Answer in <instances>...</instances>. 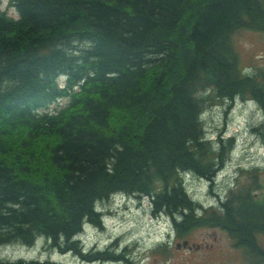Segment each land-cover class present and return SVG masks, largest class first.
Segmentation results:
<instances>
[{
    "label": "trees",
    "instance_id": "obj_1",
    "mask_svg": "<svg viewBox=\"0 0 264 264\" xmlns=\"http://www.w3.org/2000/svg\"><path fill=\"white\" fill-rule=\"evenodd\" d=\"M8 6L14 17L0 12V246L42 236L60 253L89 259L73 236L84 219L99 223L94 202L122 191L148 198L175 236L217 228L264 261V199L253 194L264 190L261 170L240 172L241 185L206 208L180 177L188 171L211 180L233 145V137L216 148L203 140L205 103L250 98L264 115V69L243 75L232 42L239 30L264 33V0ZM62 99L55 114L42 113Z\"/></svg>",
    "mask_w": 264,
    "mask_h": 264
},
{
    "label": "rangeland",
    "instance_id": "obj_2",
    "mask_svg": "<svg viewBox=\"0 0 264 264\" xmlns=\"http://www.w3.org/2000/svg\"><path fill=\"white\" fill-rule=\"evenodd\" d=\"M0 10L15 16L14 11L8 7L7 0H0ZM232 42L242 70L253 73L264 69V33L239 30L232 35ZM65 101L62 99L58 105H63ZM204 108L205 133L211 139L218 142L222 138L223 145H226L225 141L234 137V146L223 170L219 172L220 175L212 181L199 180L194 174L187 176L185 185L190 196L200 204L208 205L212 202L214 204L218 195L223 197L229 187L241 185L244 179L238 165L244 170L256 166L263 168L260 177L264 180V136L261 134L264 132V117L252 101L240 98L212 102ZM255 194V197L264 199V190ZM99 204L100 208L110 207L114 216L104 219L105 230L91 225L83 227L80 233L81 249L85 248L84 252L89 259L84 260L77 256L74 258L71 253L61 254L56 247L52 248L40 240L36 242L39 238L28 248L15 244L2 246L0 257L7 260L39 258L62 264H264V261L247 256L243 250L234 248L226 234L218 229H197L190 236H186L189 243L200 245L198 249H175V243L185 238L175 237L170 230L168 217L152 215L149 199L144 197L128 200L106 199ZM161 242H164L163 252H150ZM260 245L264 249V238H261ZM105 251L117 258L108 261L91 258L96 252Z\"/></svg>",
    "mask_w": 264,
    "mask_h": 264
},
{
    "label": "bare ground",
    "instance_id": "obj_3",
    "mask_svg": "<svg viewBox=\"0 0 264 264\" xmlns=\"http://www.w3.org/2000/svg\"><path fill=\"white\" fill-rule=\"evenodd\" d=\"M14 11V10H13ZM0 12H4V13H6V11L5 10H0ZM6 15L7 16H9V17H14V16H10V15H8L7 13H6ZM234 34V33H233ZM232 34V35H233ZM241 73L244 75H251L252 73H248V72H246V71H244V70H242L241 69ZM57 82L58 83H60L61 82V78L60 77H58L57 78ZM210 94V92L208 91V90H206V91H204L203 93H200L199 95L200 96H207V95H209ZM237 98H240V97H235L234 98V100L235 99H237ZM241 99V98H240ZM241 100H244V101H252L256 106H257V104L253 101V99H250V98H243V99H241ZM61 101V100H60ZM60 101H57L54 105H50L48 108H46V109H43L42 110V113L43 114H47V115H50V116H52L54 113H55V108H56V105L60 102ZM216 101H218V100H216ZM216 101H214L215 103H216ZM212 103V102H211ZM211 103H205L204 105H203V107H202V109H201V111H200V113H199V115H198V121L201 123V128H202V138H203V140H206V141H209V142H212L213 143V147L214 148H216L215 146H216V143L217 142H215V139H211L210 138V136H208V134H206L205 133V127H204V124H203V121H204V119H203V117H204V115H205V105H207V104H211ZM258 107V106H257ZM258 110L261 112V110L258 108ZM262 113V112H261ZM262 115H263V113H262ZM263 117H264V115H263ZM254 130L256 131V129L254 128ZM262 134V133H261ZM230 138H232V137H230ZM234 138V137H233ZM229 139V138H228ZM222 140V138H220L218 141H221ZM221 143H222V145H223V141H221ZM234 146V141H233V145H232V147ZM232 147L228 150V153H227V155H226V157H225V159H224V162H223V164H222V167L216 172V174H215V176H214V178L219 174V172H221L222 170H223V165H225V163L227 162V160H228V158H229V156H230V153H231V149H232ZM220 167V166H219ZM237 168H240L239 169V171H247V170H250V169H252V168H255V167H252V168H249V169H243V167H241V166H237ZM189 174H191V175H189ZM189 175V176H188ZM220 175V174H219ZM187 176L188 177H190V176H193V173H191V172H188V171H185L184 173H181L180 174V177H182V185L184 186V188H185V190H186V193H187V195H189L190 196V194L188 193V191H187V189H186V185H185V183H186V181H187ZM219 177V176H218ZM214 178H212L211 179V181L214 179ZM198 179L199 180H204V181H207L206 179H204V178H200V177H198ZM229 179V178H228ZM224 182V181H223ZM231 182H228V184H230ZM220 185V184H219ZM222 186H224V185H222ZM188 187V186H187ZM234 188V187H233ZM222 189V188H221ZM232 188H228V190L227 191H229V190H231ZM226 191V192H227ZM226 192H225V194H226ZM119 196H120V198L121 199H133V197H136L135 195H132V194H128V193H125V192H122V191H119ZM225 196V195H224ZM223 196V197H224ZM215 197V196H214ZM223 197L222 196H220V195H218V199L217 200H215V203L213 204V202L211 203V204H208V206H215L216 205V203L218 202V201H221L222 199H223ZM254 197H255V195H254ZM138 198H140V197H138ZM144 198H146V197H144ZM190 198L195 202V203H197L198 205H200L202 208H206L204 205H202V204H200L199 202H197V201H195L191 196H190ZM146 199H148V198H146ZM112 216H114V214H111ZM161 216H165V215H163V214H160ZM160 215H157V216H160ZM167 217V216H166ZM170 230H171V232H173V230H172V227H171V222H170ZM175 233V232H174ZM78 236V235H77ZM37 238H39L36 242H38L39 240L40 241H43V242H45L47 245H48V241L46 240V238H44V237H42V236H38V237H35V239H34V241H33V243L31 244V245H25V244H20V243H12V244H15V245H19V246H22V247H31V246H33L36 242H35V240L37 239ZM77 242H78V246H79V248H80V253L82 254V253H85L84 251H85V248H82L81 249V243H80V241H81V238H76L75 239ZM5 245H7V244H5ZM5 245H1L0 247H2V246H5ZM10 245V244H9ZM59 252V251H58ZM87 252V251H86ZM60 253V252H59ZM67 253H71V254H73V256H74V258L77 256V255H75L74 253H72V252H65V253H61V254H67ZM78 257V256H77ZM76 257V258H77ZM79 258V257H78ZM17 260H19V259H16V260H7V259H5V258H2V257H0V262H2V263H5V262H14V261H17ZM21 260H24V261H35V260H37V261H39V262H44V261H48V262H53V263H59V264H62L61 262H56V261H54V260H40L39 258L38 259H30V260H26V259H21ZM85 260V259H84ZM126 263V262H125Z\"/></svg>",
    "mask_w": 264,
    "mask_h": 264
},
{
    "label": "water",
    "instance_id": "obj_4",
    "mask_svg": "<svg viewBox=\"0 0 264 264\" xmlns=\"http://www.w3.org/2000/svg\"><path fill=\"white\" fill-rule=\"evenodd\" d=\"M186 243L184 242V244L183 245H185ZM179 247V246H178Z\"/></svg>",
    "mask_w": 264,
    "mask_h": 264
}]
</instances>
